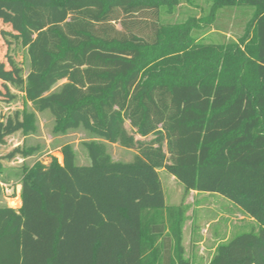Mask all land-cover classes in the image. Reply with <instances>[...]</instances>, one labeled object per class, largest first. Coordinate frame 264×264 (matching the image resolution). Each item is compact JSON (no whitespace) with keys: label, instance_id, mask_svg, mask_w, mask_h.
<instances>
[{"label":"trees","instance_id":"16d2710c","mask_svg":"<svg viewBox=\"0 0 264 264\" xmlns=\"http://www.w3.org/2000/svg\"><path fill=\"white\" fill-rule=\"evenodd\" d=\"M183 1L193 0H0L19 7L2 33L20 40L29 65L23 78L0 62V102L13 100V85L31 108L12 131L32 133L34 112L47 111L56 132L95 138L83 143L88 165L64 145L61 164L20 167V206L0 205V264H192L189 206L165 204L158 169L184 194H218L257 223L208 264H264V0H211L200 25L160 21ZM236 7L253 9L237 41L193 38ZM10 132L0 126V144ZM106 144L133 159L113 161Z\"/></svg>","mask_w":264,"mask_h":264},{"label":"rangeland","instance_id":"374dc122","mask_svg":"<svg viewBox=\"0 0 264 264\" xmlns=\"http://www.w3.org/2000/svg\"><path fill=\"white\" fill-rule=\"evenodd\" d=\"M211 6V0H193L191 3L182 2L173 14H162L160 21L164 24L183 23L194 19L200 25ZM19 17V7L0 4V62L8 68L7 59L17 68L21 69L24 78L29 70L26 48L19 39L4 35L2 32L11 31L10 18ZM253 19V9L236 7L224 8L216 12L211 25L200 27L192 32V36L204 43H227L237 41L246 32L247 24ZM116 28H120L118 24ZM59 82L53 89H57ZM14 98L9 103L0 102V126L2 131L7 127L10 133L3 138L0 144V205H7L12 209L19 207L17 191L19 184L17 173L21 166H32L36 162L49 163L51 158L62 163L61 148L70 145L73 148L76 164L84 166L89 164L84 142L95 138L82 128L59 133L54 130V119L49 112H34L35 121L33 132L27 135L21 131H12L15 122L22 120L24 112H30L21 87L8 85ZM14 148L33 149V154L26 158L15 155L11 159L5 156ZM108 154L115 162H130L133 152L125 150L116 144H106ZM161 180L167 206L178 205L182 199L189 206L187 215V237L185 235V256L194 264H207L213 257L219 245L243 233L257 232L258 225L234 203L226 198L211 193L184 194L183 186L172 180L171 175L160 170ZM195 213L194 245L190 241L192 213ZM187 239V240H186Z\"/></svg>","mask_w":264,"mask_h":264},{"label":"crops","instance_id":"0c3cea01","mask_svg":"<svg viewBox=\"0 0 264 264\" xmlns=\"http://www.w3.org/2000/svg\"><path fill=\"white\" fill-rule=\"evenodd\" d=\"M160 170H162V169H158L157 171H158V174H160L161 173V171ZM174 177H171V179L174 181V179H173ZM19 193H20V186H19V190L17 191V199H18V203H19V206H20V199H19ZM189 194H198L197 192H194V191H190L189 192ZM165 198V197H164ZM165 204H166V202H165ZM188 211V210H187ZM186 216L188 217V215H187V212H186ZM249 217V216H248ZM250 218V217H249ZM250 220H251V222L253 221V222H255L253 219H251L250 218ZM187 223H188V221L186 220L185 221V223H184V226H183V240H182V244H183V247H184V245H185V235H186V233H187ZM190 228H191V225H190ZM258 229H259V227H258ZM258 229H257V232H258ZM186 237H187V235H186ZM187 240V239H186ZM189 243H191V237H190V241H189ZM193 245H194V242H193ZM184 251H185V249H184ZM215 254V253H214ZM213 254V255H214ZM185 259H187V257L185 256ZM210 260L211 259H209L208 260V262H207V264L210 262ZM192 263V262H191ZM192 264H194V263H192Z\"/></svg>","mask_w":264,"mask_h":264}]
</instances>
